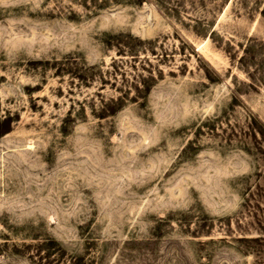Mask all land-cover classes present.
<instances>
[{"label": "rangeland", "instance_id": "rangeland-1", "mask_svg": "<svg viewBox=\"0 0 264 264\" xmlns=\"http://www.w3.org/2000/svg\"><path fill=\"white\" fill-rule=\"evenodd\" d=\"M82 2L0 0V264H264V0Z\"/></svg>", "mask_w": 264, "mask_h": 264}, {"label": "trees", "instance_id": "trees-1", "mask_svg": "<svg viewBox=\"0 0 264 264\" xmlns=\"http://www.w3.org/2000/svg\"><path fill=\"white\" fill-rule=\"evenodd\" d=\"M111 1L117 2L118 0H83V6L93 7V10H100L105 7H107ZM137 2H142L143 0H134ZM137 41H141L140 38L137 36H134ZM250 42L246 43L243 47V53L239 56V61L241 64L247 66L251 62H253L254 54L257 48L255 47L256 44L252 42L253 40L250 39ZM133 48L130 47V50ZM133 51V50H132ZM135 51V50H134ZM55 75H68L72 80L76 79L77 82H80L81 84L88 85L91 80L94 79L96 76V73L99 71V65L98 64H87L83 59H71L70 57L66 59V61H57L55 63ZM211 78V77H210ZM150 79H147L145 77H141L140 81L141 84H134L136 95H132L128 97L129 89L125 88L123 90L122 86H117V89L120 91V93L117 96H109L107 99L101 97L99 99V105L96 107L94 104H91V112L93 115L97 117H105L108 115H114L117 113L118 110H120L128 100H136L138 96H141L145 98L147 94L149 93L150 87L153 84V81ZM212 79V78H211ZM91 83V82H90ZM28 88V87H27ZM83 105H81V108L83 109ZM83 114L79 116V118H82ZM71 118V112L68 113L67 116H65L63 120V124L61 125V129L63 132L67 131L66 126V120ZM9 119L4 117L0 119V136L6 133L9 130ZM257 129L260 133L264 135V122L258 120ZM73 264H80L79 260L73 261Z\"/></svg>", "mask_w": 264, "mask_h": 264}]
</instances>
